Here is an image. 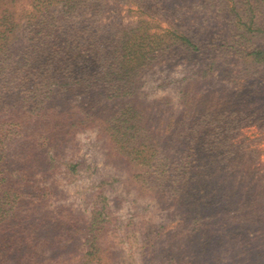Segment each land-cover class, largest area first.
<instances>
[{
    "label": "trees",
    "instance_id": "obj_1",
    "mask_svg": "<svg viewBox=\"0 0 264 264\" xmlns=\"http://www.w3.org/2000/svg\"><path fill=\"white\" fill-rule=\"evenodd\" d=\"M105 1L0 0V264H51L42 254L47 240L75 234L35 206L45 198L41 180L72 169L59 153L63 140L90 125L106 130L113 150L133 160L130 178L140 190L185 208L199 240L216 241L212 262H220L221 248L242 257V264H264V175L255 165L234 160L236 153L247 158L256 153L237 142L238 130L246 125L264 130L262 2L255 1L258 15H246L254 25L259 21L257 35L234 34L233 28L230 37L221 31L210 37L178 22L157 27L169 13L176 12L177 21L191 7L186 4L164 9L161 0H128L138 16L118 24L100 21ZM194 3L213 22L232 24L243 16L241 0ZM218 41L231 44L220 48ZM212 48L244 67L237 88L217 99H186L183 93L185 109L174 120L178 127L168 134L157 130L164 134L160 139L148 135L135 98L141 73L164 59L180 62L200 54L194 73L204 76L217 66L206 57ZM55 141L59 149L53 148ZM240 170L245 174L236 179ZM161 232L156 224L142 233L141 255L155 252L151 240ZM157 255L153 264H173L172 246Z\"/></svg>",
    "mask_w": 264,
    "mask_h": 264
},
{
    "label": "rangeland",
    "instance_id": "obj_2",
    "mask_svg": "<svg viewBox=\"0 0 264 264\" xmlns=\"http://www.w3.org/2000/svg\"><path fill=\"white\" fill-rule=\"evenodd\" d=\"M194 1L161 0L164 9L172 7L176 2L191 7L177 21L176 12L168 14L169 20L160 18L157 27L166 28L178 22V26L183 29L204 32L210 37L220 31L230 37L233 28L234 34L246 30L252 35H257L258 28L262 29L258 20L257 25H254L250 16L246 15H258L255 8L259 3L255 1L262 2L264 7V0H241L244 3L241 10L243 16H237L232 24L213 22V16L207 18L196 7V3L191 5ZM233 1L228 0L229 5ZM54 7L59 9L56 4ZM138 13L137 7L128 0H106L98 16L104 23L125 24L134 21ZM234 34L232 39H237L238 36ZM231 41H218V44H222L220 48H223L231 44ZM220 48H212L207 54L206 57L217 66L204 76L194 73L197 63H201L200 58L204 57L200 54L180 62L164 59L141 73L140 87L135 98L143 107L142 118L146 122L148 135L155 133L156 138L160 139L164 134L157 130H164L166 134L168 129L174 131L178 127L174 125V120L185 109L183 93L187 92L186 99H217L223 94L233 93L241 82L239 77L244 67L238 64V59L226 55ZM230 58L234 59L227 60ZM236 140L244 149L249 147L256 150V153H252L250 158L241 152L236 153L234 160L247 161L248 166L255 165L259 174L264 175V130L255 125L243 126L238 130ZM57 144L58 141L53 142V148L59 149ZM59 151L60 156L71 163L72 169L66 173L61 171L52 179L45 180L36 174L45 183L46 189L44 202L35 208L38 212L54 214L63 221L60 225L73 228L75 234L47 240V247L42 254L49 257L51 264H153L159 258V251L161 253L169 246H172L173 264L243 263L242 257L232 258L229 250L221 248L218 250L221 254L220 262H212L210 251L216 241L210 239L205 243L204 239L199 240L198 231L189 225L190 216L185 208L170 206L152 195L151 190L147 192L138 188L139 183L135 178H130V171L134 167L129 165V161L133 160H129V155L120 150H113L106 130L92 125L75 128L63 140ZM232 165L226 166L222 172ZM243 174V170H240L236 179H240ZM156 224L162 225V232L151 240L155 252L152 255H141L137 248L141 235L144 233L146 236L150 226ZM84 234H88L86 238ZM250 237L247 236V243ZM89 244L93 245L91 251ZM96 248L101 250L97 256L94 252ZM88 249L90 252L84 255Z\"/></svg>",
    "mask_w": 264,
    "mask_h": 264
}]
</instances>
